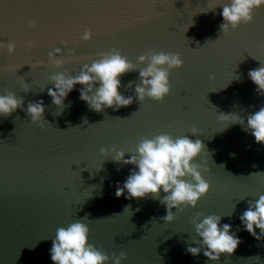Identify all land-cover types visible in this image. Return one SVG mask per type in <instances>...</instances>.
I'll return each mask as SVG.
<instances>
[{
  "label": "water",
  "instance_id": "95a60500",
  "mask_svg": "<svg viewBox=\"0 0 264 264\" xmlns=\"http://www.w3.org/2000/svg\"><path fill=\"white\" fill-rule=\"evenodd\" d=\"M229 3L0 0V42L16 44L11 55L0 48V95L12 92L24 101L23 109L0 115V264H53L56 230L78 220L89 227V243L97 249L109 257L124 252L122 264H264V238L255 239L239 219L249 201L264 195V144L246 130L247 116L264 107V95L248 76L264 66V6L252 23L224 34L221 13ZM85 29L94 34L89 41L81 39ZM57 47L63 50L57 58L65 60L59 68L48 62ZM112 48L138 68L147 66L138 64L140 55L178 53L183 67L170 73V94L162 102L140 103L136 70L120 77V93L134 99L118 111L91 110L79 99L81 85L68 94L65 106L52 103L47 94L54 88L52 75L75 76ZM39 100L45 106L43 129L26 112L29 102ZM221 114L238 115L244 123L219 120ZM193 126L197 135L191 134ZM161 134L201 140L205 151L194 163L209 168L202 175L210 191L195 208H174L171 223L161 220L167 214L162 190L159 199H126V190L115 195L135 166L116 163L112 149L129 159L143 138ZM197 213L201 219L219 215L221 226L232 225L242 241L233 254L210 261L203 248L198 256L187 252L199 246L192 223Z\"/></svg>",
  "mask_w": 264,
  "mask_h": 264
},
{
  "label": "clouds",
  "instance_id": "9594fccd",
  "mask_svg": "<svg viewBox=\"0 0 264 264\" xmlns=\"http://www.w3.org/2000/svg\"><path fill=\"white\" fill-rule=\"evenodd\" d=\"M262 6L264 0H230L229 4L223 6L221 13L223 23L220 25V30L228 34L230 29L236 30L242 24L252 23L254 13ZM28 27L34 29L36 24L29 21ZM93 35L91 29H85L81 39L89 41ZM34 46L29 42L28 47ZM5 47L10 55L16 51L14 42L6 44L0 42V48ZM69 51L75 53V49ZM62 55L63 50L57 47L48 53V62L59 68L65 63V60L57 58ZM97 55L99 59L93 60L90 65L84 64L79 74L75 76L64 73L51 76L54 88H48L47 94L54 105L65 106L64 101L68 94L76 85H81L79 99L86 102L91 110L102 112L106 108H112L118 111L120 108L128 107L133 103L134 97L120 93L119 89L122 87L120 77L136 70H139V77L135 85V98L140 103L145 98L162 102L171 92L169 79L171 71L183 67V61L178 53L152 51L140 55L138 64L147 65L142 68L131 63L116 48ZM248 76L257 86V93L264 95V66L250 70ZM209 79L214 80L215 76H210ZM132 85L133 82L129 81L127 88H131ZM29 89L28 84L23 81V91L27 93ZM23 104V99H18L12 92L2 94L0 115L8 116L17 108L23 109ZM44 111L43 100L29 102L26 109L31 122L38 124L41 129L44 127ZM218 119L227 123H244V120L235 114H221ZM246 130H250L256 143L264 144V107L247 116ZM198 133V129L193 126L191 134ZM112 151L115 152L113 160L116 163L135 166L123 186L117 187L116 197L124 196L126 190L128 193L126 199L147 198L149 195L159 199L162 190L166 195L160 199V203L166 205L167 214L161 217V220L166 223L176 219L174 208L179 212H183L189 206L195 208L199 200L210 191L211 186L202 175V172L209 171L206 162L194 163L205 151L204 144L199 139L193 141L187 135L173 138L169 134L157 135L152 139L143 138L129 159H125L124 151H116L115 148ZM100 152L102 155H107L108 149L101 148ZM202 215L197 213L192 220L195 232L200 238L194 240V243L199 246H189L187 252L198 256L203 248V255L210 261H219L222 254L226 257L233 254L242 241L232 232V225L225 223L221 226L219 215L211 214L201 219ZM239 219L244 230L255 239L264 238V195H260L255 202L249 201L247 210ZM153 221H156L155 218L152 224ZM89 233V227L82 220L70 223L67 227H59L50 249L53 264H108L110 260L113 264H122V261L127 259L124 252L119 256L113 254L109 257L103 250L97 249L89 243Z\"/></svg>",
  "mask_w": 264,
  "mask_h": 264
}]
</instances>
